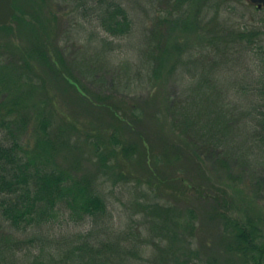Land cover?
<instances>
[{"label":"trees","instance_id":"16d2710c","mask_svg":"<svg viewBox=\"0 0 264 264\" xmlns=\"http://www.w3.org/2000/svg\"><path fill=\"white\" fill-rule=\"evenodd\" d=\"M64 2L79 36L93 23L98 30L87 37L99 52L88 74L109 71L106 64L118 61L123 43L137 35L130 10L122 0ZM164 4L166 14L156 15L137 43L138 72L119 62L130 74L121 99L86 88L74 75L87 71L66 62L63 20L50 0H14L17 30L0 27L22 39L16 50L0 44V219L23 233L51 227L64 214L74 225H89L58 248L62 258L54 264H147L151 243L140 239V229L138 237L115 231L111 198L128 199L123 184L127 194L132 184L141 188L130 193L131 208L145 222L139 227L192 232L191 258L172 264H200L191 247L201 205H209L207 217L221 228L225 261L264 264V211L254 203H264V20L247 15L261 10L246 0ZM179 36L188 37V48L173 42ZM171 76L177 86L165 94L161 87ZM64 104L83 108L89 120L80 122L73 109L69 116ZM244 195L248 205L240 213L235 202ZM181 203L190 207L179 214ZM5 243L0 264H16L18 250L12 240ZM31 257L30 264H53L42 254Z\"/></svg>","mask_w":264,"mask_h":264},{"label":"rangeland","instance_id":"374dc122","mask_svg":"<svg viewBox=\"0 0 264 264\" xmlns=\"http://www.w3.org/2000/svg\"><path fill=\"white\" fill-rule=\"evenodd\" d=\"M21 1H23L24 4L26 2V0H18V3L21 4ZM50 1L55 9V11L53 12H55L57 16L60 17L61 20H63L61 24V29H59V35H60L59 40L61 39L59 46H61L66 52V56H65L67 60L66 62L68 63L74 62L75 64L76 62H79L87 71V73H85L84 75L83 73H81L80 75V72L74 70L73 72L74 75L82 82L83 85H85L86 88L91 89L94 92H101L102 94H110V93L115 94L117 95L115 96L116 99H121L120 98L122 97L121 94L128 91L127 78L130 74L127 77H125V75L122 74L124 70H119L120 68L119 66L120 64H124V63H119V62L129 61L127 64H129L130 66L131 75L138 72V65L140 59L138 58L137 43L140 40H143L142 35L144 33L143 30L144 27L145 26L150 27L152 19L156 17V15L163 16L166 14V6L164 4L165 0H122L125 6L131 12V17L135 22V26H136L135 33H137V35L135 34V36H132L129 43L130 46L127 44L128 42L126 41L123 43V44L126 43L125 47H127V49H122L124 55L123 56L121 55L118 61H116L115 63L113 62V64L111 63L106 64L107 66H109V71H100V73H98L97 71L95 72V74L92 75L88 74L90 72L89 69H92L91 65L95 64V62L97 64L99 63V55H98L99 52L98 49L96 48L98 42L94 41L92 43H88L87 37L88 38L91 37L90 33L93 34L94 32H98V30L95 28L96 25H94V23L88 25L89 30L87 31V33H85V36H82L81 34L79 36L77 31H75L76 29L75 25L78 22L76 20L75 14L71 12V7L67 5L65 2L63 3V0H50ZM249 2L250 0H246V3ZM135 4H137V6ZM13 6H14V0H13ZM14 8L16 9L15 6ZM16 15H18L17 9H16ZM247 15L249 19L255 17L259 21L261 19L262 21L264 20V12L261 11L252 14V10H251V12ZM54 22L52 21V23ZM10 24H12V26L15 27V30H17L18 26L16 25V23H12L11 21ZM5 33L0 32L1 45L7 46L8 48L14 50L20 47L18 45L21 44L22 39L20 38L17 39L14 36L11 37L10 35L12 34H8L9 35L8 36L7 33L6 34ZM186 41H188V37H182V36H179V38H175L173 40V42L176 44L180 43L182 48L186 46L188 48L190 46V43H185ZM6 52L7 51H5V53ZM116 53H119L118 48ZM9 62L10 60L7 59H5L4 61V63L6 64H8ZM14 62H15L14 64H18V62L16 61ZM162 85L163 87L161 88L164 89L165 94L168 91H174V89H176L175 86H177L176 80H174L173 76L167 78ZM116 88L118 89V91L116 90ZM143 96L146 99L149 97V95H143ZM232 96L231 93L228 92V101L234 100L236 104L238 98L235 97L234 95ZM73 107L74 108H71L68 104H64L61 106L62 108L61 110L69 115V113L72 111L70 109H73L77 113V116L82 120V121L79 120L80 122L84 123L89 120V117L85 113V110L83 108L76 106ZM208 169L209 171L210 170L212 171L210 166H208ZM256 176L260 177L261 174H257ZM109 184H110L109 187L113 189V187L111 186L112 184L111 183ZM138 186L139 185H137V187ZM132 187L128 188L130 193H132V195H134L135 192L141 189V188H137L134 184H132ZM119 188H122L121 191L125 192V195L127 196L128 199H125L122 202L120 201L117 202L115 198H111L112 201L114 202L113 205L114 207L112 208V212L114 217L113 224L115 226L116 234L131 233L133 234V236L137 235L136 237H138V232H139L138 229H140L142 233L140 239L142 241L144 240V243L145 241L151 243L148 255L145 256L143 259L144 261L147 262V264H172L173 263L172 260H177V261L182 260L185 258V256H190L191 258L190 248L186 243V238L187 237L189 238L192 234L191 231L187 230V231L158 233L156 231H152L151 230L152 228L149 225H146L144 227H139L138 223L136 222H142V224H144L145 222L143 221V217L141 216V214L131 208L132 205L130 203H132V201L130 200L132 198L134 199V197L130 193L127 194L126 192L127 186H125L124 184L119 186ZM237 191H242L246 195L250 194L249 191H247L243 187L238 188ZM241 197L242 196L238 197V199L235 202V208L240 213L246 210L248 205L247 200L245 199L246 196L244 195L242 198ZM136 198H138L139 201L142 202L145 201V199L139 196H136ZM173 203L171 204L174 205ZM254 203L257 205V207L261 208L264 211L263 202L256 199ZM175 206L180 208V211L178 212L180 214L182 213V210L185 209L187 210L186 206L188 207L189 205L185 203H181ZM198 209L201 219V222H199L200 230H198V232L200 233H197L199 234V237L198 235H196L194 245L191 247L192 251L198 252V255H193V258H195L194 263H197V261L195 260L198 258V262H200V264H215V262L210 260L209 258L214 259L213 257L216 256L219 259V261H217V264L218 262L219 264H237L236 261L233 263H228L227 261H225L223 257L224 250L222 246L218 245L219 242L217 241L218 239H220L221 228L218 222H216V219H209V217H207L209 214V212L207 211H209L210 209L209 205H201V209L199 207ZM183 218L181 220V224L185 223L187 220V218H185V215L183 216ZM88 229H89L88 223L84 225H74L70 223L67 220V214L62 215V217L57 222H55V224L52 225L51 227L48 226L44 229L29 230L26 233L19 232L9 227L6 223H4L0 219V248L5 246L6 245L5 240L9 239L12 240L13 243L11 244H14L15 245L14 247L18 250V253L16 254V258L12 259L16 261V264H30L33 261V257L31 256H36V255L39 256L41 254L45 262L50 261V263L52 262L54 264L59 262V260H61L62 258L59 255H57L58 248L68 247V244L70 243L71 240V236L73 235L74 232H85ZM134 241L135 240H132V242ZM155 243L159 247H156ZM167 249L170 252H168ZM29 252L31 253V256H28ZM159 255L161 256L163 255V257H165V260L163 261L164 263L161 262L160 260H157V258H159L158 257Z\"/></svg>","mask_w":264,"mask_h":264},{"label":"water","instance_id":"95a60500","mask_svg":"<svg viewBox=\"0 0 264 264\" xmlns=\"http://www.w3.org/2000/svg\"><path fill=\"white\" fill-rule=\"evenodd\" d=\"M251 3L264 7V0H250ZM16 15V9L13 6V0H0V27L7 26L11 23Z\"/></svg>","mask_w":264,"mask_h":264},{"label":"flooded vegetation","instance_id":"af4514ba","mask_svg":"<svg viewBox=\"0 0 264 264\" xmlns=\"http://www.w3.org/2000/svg\"><path fill=\"white\" fill-rule=\"evenodd\" d=\"M255 8L261 10L262 12H264V7L263 8H259L258 5H253Z\"/></svg>","mask_w":264,"mask_h":264}]
</instances>
